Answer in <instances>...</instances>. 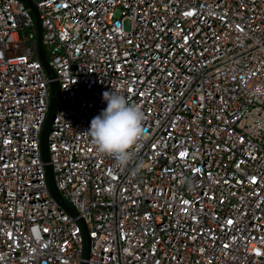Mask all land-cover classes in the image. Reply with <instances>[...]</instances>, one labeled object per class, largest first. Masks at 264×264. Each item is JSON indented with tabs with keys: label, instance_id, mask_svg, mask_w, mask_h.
Returning <instances> with one entry per match:
<instances>
[{
	"label": "built area",
	"instance_id": "obj_1",
	"mask_svg": "<svg viewBox=\"0 0 264 264\" xmlns=\"http://www.w3.org/2000/svg\"><path fill=\"white\" fill-rule=\"evenodd\" d=\"M30 1L55 77L0 0V264H264V0ZM109 90L145 114L123 166L86 133Z\"/></svg>",
	"mask_w": 264,
	"mask_h": 264
},
{
	"label": "clouds",
	"instance_id": "obj_2",
	"mask_svg": "<svg viewBox=\"0 0 264 264\" xmlns=\"http://www.w3.org/2000/svg\"><path fill=\"white\" fill-rule=\"evenodd\" d=\"M103 99L107 106L91 120L86 133L100 154L114 156L120 165H127L130 150L145 135L144 111L112 90L105 91Z\"/></svg>",
	"mask_w": 264,
	"mask_h": 264
},
{
	"label": "water",
	"instance_id": "obj_3",
	"mask_svg": "<svg viewBox=\"0 0 264 264\" xmlns=\"http://www.w3.org/2000/svg\"><path fill=\"white\" fill-rule=\"evenodd\" d=\"M21 1L31 10V13H32V15L36 21V28H37V33H38L39 58H40V61L42 63V66L46 70L49 78L53 79L55 77V74H54L53 70L51 69V67L47 63V60H46V57H45V54H44V51H43V48L41 45V26H40V20H39V15L37 13V10H36L35 6L33 5V3H31L30 0H21ZM50 91H51V96H50L49 112H48L46 121L44 123L43 129L41 132V153H42V159L45 162H48V160H49L48 149H47V136H48V133L50 130L51 121L53 119V115L55 113L57 101H58L59 85L57 82H52L50 84ZM46 174H47L48 187H49V190H50L53 198L55 199V201L67 213L75 216L76 213H75L74 209L72 207H70L63 200L60 193L57 191V189L55 187V183H54V177H53L52 169L50 166L46 167ZM116 241H117V239H116ZM84 247H85V255L84 256H85V258H87L88 257V249H89V240L87 238H85Z\"/></svg>",
	"mask_w": 264,
	"mask_h": 264
},
{
	"label": "rangeland",
	"instance_id": "obj_4",
	"mask_svg": "<svg viewBox=\"0 0 264 264\" xmlns=\"http://www.w3.org/2000/svg\"><path fill=\"white\" fill-rule=\"evenodd\" d=\"M116 16H119V11H116ZM124 29L126 30V31H128V30H130V28H131V23H130V21L129 20H125L124 21Z\"/></svg>",
	"mask_w": 264,
	"mask_h": 264
}]
</instances>
